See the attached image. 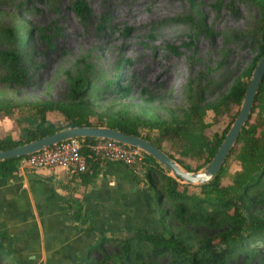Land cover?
I'll return each instance as SVG.
<instances>
[{
    "label": "rangeland",
    "instance_id": "374dc122",
    "mask_svg": "<svg viewBox=\"0 0 264 264\" xmlns=\"http://www.w3.org/2000/svg\"><path fill=\"white\" fill-rule=\"evenodd\" d=\"M79 1L88 8L82 15L75 0H0V48L16 49L22 66L20 80L8 83L0 64L1 97L64 101L69 76L79 74L87 82L83 98L97 114L167 119L197 97L216 99L257 51L260 12L250 0ZM19 114L0 113V135L16 134ZM46 117L62 121L57 111ZM211 119L208 109L204 120ZM239 167L229 156L221 182ZM244 249L227 264H264V247Z\"/></svg>",
    "mask_w": 264,
    "mask_h": 264
},
{
    "label": "trees",
    "instance_id": "16d2710c",
    "mask_svg": "<svg viewBox=\"0 0 264 264\" xmlns=\"http://www.w3.org/2000/svg\"><path fill=\"white\" fill-rule=\"evenodd\" d=\"M250 1L260 12L257 51L250 64L216 99L204 101L197 97L180 116L171 115L167 119L130 118L122 112L110 111L102 115L97 114L83 98L86 78L76 74L69 76L68 98L64 101L13 102L0 96V113L9 114L14 108L20 113L15 118L16 134L0 136V150L63 127L105 125L150 140L186 170L200 168L210 160L235 117L251 70L264 52V0ZM74 9L80 15L88 11L79 0H75ZM11 36V40L19 38ZM0 64L6 72L3 79L8 83L20 80L22 66L16 49L0 48ZM208 109L212 112L209 122L204 120ZM47 111L59 112L62 121L49 120ZM140 127L155 132L143 133ZM79 139L93 141L97 138L85 136ZM231 155L240 167L233 171L229 182L222 183L224 165ZM22 156L0 160V178L15 172ZM105 162V159L90 155L86 170L73 174L84 187ZM143 163V176L130 169L129 172L137 185L144 183L143 177L147 186L152 188L164 234L132 227L108 236L100 235L72 264H227L236 252H245L244 248L255 244L264 247V187L261 183L264 172V73L247 119L210 180L200 184L182 182L168 174L167 169L145 152ZM72 202V221L94 230L88 215L81 213V203ZM168 222L172 226H168ZM106 246L110 249L107 250ZM6 257L7 252L0 242V264H13L5 262Z\"/></svg>",
    "mask_w": 264,
    "mask_h": 264
},
{
    "label": "crops",
    "instance_id": "0c3cea01",
    "mask_svg": "<svg viewBox=\"0 0 264 264\" xmlns=\"http://www.w3.org/2000/svg\"><path fill=\"white\" fill-rule=\"evenodd\" d=\"M1 136V135H0ZM137 185L129 168L106 160L84 187L62 168L29 170L18 166L0 178V242L13 264H72L100 235L132 227L160 233L152 188ZM94 230L72 221L74 204ZM115 230V231H113Z\"/></svg>",
    "mask_w": 264,
    "mask_h": 264
},
{
    "label": "water",
    "instance_id": "95a60500",
    "mask_svg": "<svg viewBox=\"0 0 264 264\" xmlns=\"http://www.w3.org/2000/svg\"><path fill=\"white\" fill-rule=\"evenodd\" d=\"M263 73L264 52L256 61L254 67L251 70L241 102L238 107V111L224 133V136L221 139L216 151L210 160L202 168L197 170H186L173 158H171L164 150L153 144L148 139L136 134L122 132L118 129L105 125H81L60 128L38 138L0 150V160L7 157H19L21 155L38 151L69 137L88 136L94 138H108L125 145L138 147L143 152L154 157L155 160L158 161L165 169L170 171L171 174H168L176 177L182 182L188 184H200L207 182L217 173L224 158L235 142L242 125L247 119Z\"/></svg>",
    "mask_w": 264,
    "mask_h": 264
},
{
    "label": "built area",
    "instance_id": "2783aa9c",
    "mask_svg": "<svg viewBox=\"0 0 264 264\" xmlns=\"http://www.w3.org/2000/svg\"><path fill=\"white\" fill-rule=\"evenodd\" d=\"M90 155L119 161L132 172L143 176V151L108 138L81 141L79 137H69L25 154L19 159L18 166L29 170L62 168L67 173H79L86 170Z\"/></svg>",
    "mask_w": 264,
    "mask_h": 264
}]
</instances>
